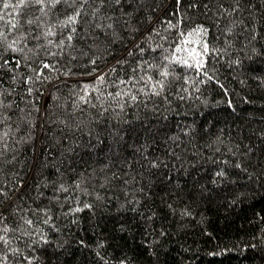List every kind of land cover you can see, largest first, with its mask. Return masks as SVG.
<instances>
[{"label": "trees", "instance_id": "16d2710c", "mask_svg": "<svg viewBox=\"0 0 264 264\" xmlns=\"http://www.w3.org/2000/svg\"><path fill=\"white\" fill-rule=\"evenodd\" d=\"M0 15V264H264V0Z\"/></svg>", "mask_w": 264, "mask_h": 264}, {"label": "snow or ice", "instance_id": "6c2138e0", "mask_svg": "<svg viewBox=\"0 0 264 264\" xmlns=\"http://www.w3.org/2000/svg\"><path fill=\"white\" fill-rule=\"evenodd\" d=\"M30 2L34 3L36 5H41V6L45 5V0H30ZM47 2H48V4H50L51 6L54 7L55 5L60 4V3H69V0H47ZM19 4L21 6H23L25 4V0H19ZM3 7L4 8H8L9 4L5 3L3 5ZM41 12L43 13V7L41 8ZM78 15H79V13H74L72 15H69L66 20L61 22V24L62 25L75 24L76 16H78ZM3 19H4L3 15H0V20H3ZM36 19L39 20V17H36ZM33 22L34 21L32 19H29L27 21V23H29V24H32ZM12 27L15 28L16 24L13 23ZM73 31H75L74 28H73ZM200 31H206V30L200 29ZM53 34L54 33L52 32L51 27H49L48 30L45 32L46 36H50V35H53ZM0 37H3V33L2 32H0ZM68 39L69 40L72 39L71 35L68 36ZM206 49H207V46L205 45V50ZM179 50L180 49H177V51H179ZM185 63H187V61H185ZM189 66H191V65H189ZM45 67H47V65H45ZM160 75L164 76V77H167L168 73H167V71H162L160 73ZM149 79H151V78H149ZM159 83H160V86L163 87V82L161 81ZM132 98L135 99V97H132ZM2 195H5V193L2 190H0V196H2ZM0 219H2V214H0ZM26 223L31 224V221L27 220ZM0 231L7 232L8 229L7 228H3V229H0ZM0 242H4L5 244L8 243V241L6 240L5 236H3V235H0Z\"/></svg>", "mask_w": 264, "mask_h": 264}]
</instances>
